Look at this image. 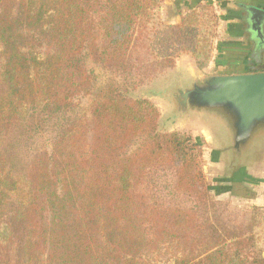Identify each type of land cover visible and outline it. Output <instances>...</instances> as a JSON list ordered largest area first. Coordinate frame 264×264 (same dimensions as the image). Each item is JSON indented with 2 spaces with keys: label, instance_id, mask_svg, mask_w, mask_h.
Instances as JSON below:
<instances>
[{
  "label": "trees",
  "instance_id": "16d2710c",
  "mask_svg": "<svg viewBox=\"0 0 264 264\" xmlns=\"http://www.w3.org/2000/svg\"><path fill=\"white\" fill-rule=\"evenodd\" d=\"M162 1L0 0V264H264L253 217L236 224L210 194L202 144L133 94L180 51L211 58L203 2L154 26Z\"/></svg>",
  "mask_w": 264,
  "mask_h": 264
},
{
  "label": "rangeland",
  "instance_id": "374dc122",
  "mask_svg": "<svg viewBox=\"0 0 264 264\" xmlns=\"http://www.w3.org/2000/svg\"><path fill=\"white\" fill-rule=\"evenodd\" d=\"M166 1L163 0L159 10L155 12L157 16L151 21L154 26L157 25L158 21L166 23V21L172 19L176 10L177 12L179 11V20L181 16L188 14L191 10L185 9L182 12L168 3L165 4ZM202 5L203 7L199 9V15L203 21V27L200 28V31L209 32V34L208 32L206 33L205 43L211 45V58L208 62L210 63L215 54L217 39L221 35L224 12L220 8L204 1L195 8H199ZM234 10L233 19L244 20L246 18L245 11L235 7ZM207 11L214 17L208 18L206 15L208 14ZM211 25L212 30L207 27ZM248 29L245 26L243 30V35L245 36V41H243L244 48L247 50L243 52L244 57L243 59L241 57L240 60L244 61L245 57L248 56L249 62L254 63L252 68L250 67L251 69H264V45L257 51L256 45L251 40V38L255 39L256 36L251 32V29H249L250 31ZM211 34L212 37L210 36ZM207 65L203 69H197L190 54L180 51L175 59L173 68L164 70L154 81L140 86L133 94L137 97L149 98L158 108L160 111L159 128L161 130L178 132L190 130L193 138L202 144V169L210 186V194L232 212L236 219V224L246 223L248 218L253 217L254 230L259 233L263 232V237L259 240L258 245L264 249V130L255 132L248 145L242 151L235 152L230 143L228 145L225 144L230 141L231 132L227 120L221 114L207 109H188L187 107H182L179 102V95L185 89L190 88L194 78H198L199 72H204ZM86 66L94 75L98 84L109 76V73L107 74L104 68L92 63L89 59L86 60ZM217 71L212 67L207 71V74H219ZM90 99L87 95H80L74 98L76 109L81 110V112L84 111ZM41 126H44V124ZM51 126L38 127V131L35 134L33 131L32 139L28 141L29 146L43 147L50 136H54ZM242 166L249 167L253 182H247L249 184L239 183V186L235 187V189L231 188L230 186L234 181L232 175L238 167ZM26 191L27 185L22 182L21 191L13 196L25 201ZM152 264H172V262L166 260L164 256H158Z\"/></svg>",
  "mask_w": 264,
  "mask_h": 264
},
{
  "label": "water",
  "instance_id": "95a60500",
  "mask_svg": "<svg viewBox=\"0 0 264 264\" xmlns=\"http://www.w3.org/2000/svg\"><path fill=\"white\" fill-rule=\"evenodd\" d=\"M249 19L257 23L264 10L248 7ZM182 107L207 109L221 114L231 132L235 152L244 149L255 132L264 130V71L232 74H200L179 95Z\"/></svg>",
  "mask_w": 264,
  "mask_h": 264
},
{
  "label": "crops",
  "instance_id": "0c3cea01",
  "mask_svg": "<svg viewBox=\"0 0 264 264\" xmlns=\"http://www.w3.org/2000/svg\"><path fill=\"white\" fill-rule=\"evenodd\" d=\"M203 1H206L212 6L220 8L224 14L222 18L223 24L221 25L222 31L216 42L217 47L215 48L213 59L210 61V63H208L207 67L204 69L205 71L199 72L198 75L205 73L207 74V71H209V69L212 67L216 71L218 70L217 72H219V74H223L224 72V74L248 72V69H250L254 63L249 62L250 59H248V56L245 57L244 61L240 60L241 57L242 59L244 57L243 52L247 50L244 48L243 42L245 41L243 30L247 25L244 23L245 20H240L237 18L233 19V16L235 15L234 7L237 9L240 8L245 12L250 6H256L264 10V0H167L165 4L168 3L175 7V9L177 8L183 12L185 9H192L198 3ZM178 12L176 10L175 15L172 16V19L166 21V23H177L179 20ZM263 31L264 28H261L260 32L262 34ZM251 40L254 42L253 38H251ZM253 44L255 45V43ZM229 143L231 144V138L230 141H227L225 144L228 145ZM251 176V170L248 166L238 167L236 172L232 175L234 181L230 187L235 189V187L239 186V183H252L253 179Z\"/></svg>",
  "mask_w": 264,
  "mask_h": 264
},
{
  "label": "flooded vegetation",
  "instance_id": "af4514ba",
  "mask_svg": "<svg viewBox=\"0 0 264 264\" xmlns=\"http://www.w3.org/2000/svg\"><path fill=\"white\" fill-rule=\"evenodd\" d=\"M249 17H250V12L247 10L244 23L247 25L249 29H251V32L256 36L255 38L256 40L254 39V43L256 45L255 48L257 49V51H259L258 49L261 48L264 44V35L260 32L261 28L262 29L264 28V18H261L260 22L257 23L255 21H251Z\"/></svg>",
  "mask_w": 264,
  "mask_h": 264
}]
</instances>
